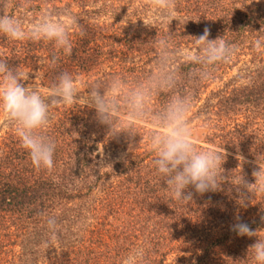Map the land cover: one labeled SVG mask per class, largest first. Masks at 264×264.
Here are the masks:
<instances>
[{"label":"trees","instance_id":"16d2710c","mask_svg":"<svg viewBox=\"0 0 264 264\" xmlns=\"http://www.w3.org/2000/svg\"><path fill=\"white\" fill-rule=\"evenodd\" d=\"M48 1L0 0V7L7 5L9 14L14 15L15 11L25 13L27 10L40 7L41 2L48 3ZM54 7L59 8V6ZM21 9H25V11ZM219 13L222 16L218 19H228L231 14L230 19L236 23L234 30H238V33L233 34L236 31L230 30L228 34L231 33L235 37L239 35L240 37L246 35L264 37V32H258L264 26L263 12L256 13L253 7L251 10L244 11L243 9L234 13L233 7L219 8L218 12L213 8L212 14ZM86 33L88 35L85 38L89 36L87 30ZM192 34L195 35V33ZM77 37L76 39L70 37L73 49L71 54H66L62 49H57L52 41H18L0 34V46L9 48V50H0V58L6 59L12 65L18 62L16 58H32L36 51L41 50L46 51L51 60L53 57L57 58L53 67L59 66L63 69L70 66L71 61L82 59L77 45L82 36L78 34ZM171 41L173 40L171 39ZM173 43L175 46L178 42ZM175 67L181 75L178 91L186 92L194 100H198L207 87L208 80L200 81L190 78L189 73L196 71L200 66L182 60L177 61ZM213 68L210 70L213 71ZM259 75H261L259 81L254 80L251 85L245 84L241 87L232 86L209 91L210 95L206 96L204 108L213 109L215 115H223L229 120L227 124L233 122V126L225 132L213 131L212 136L207 137L208 141L218 140L217 145L240 154L248 153L252 157H255L254 152H264V134L259 132L258 128H248L250 118L246 121L247 125L243 126L236 121L234 116L243 109L253 112L252 108H255L254 111L257 112L264 108V61ZM173 94L175 93L172 91L155 92L156 99L161 105L160 109L168 103ZM213 98L216 99L214 102H212ZM77 107L82 111L80 108L83 107ZM83 112L87 113L84 109ZM84 113L76 116L73 114L74 116H70L71 118L62 115L44 130L45 134L51 136L57 145L54 155L55 166L50 171L37 169L33 165L28 151L22 147L17 134L10 135L9 138L0 142V224L10 222L20 226L23 230L27 229L21 242L23 264H36L42 252L45 259L41 264L115 263L116 256L111 255L109 250L104 252L95 250L97 247L93 243L97 238L92 240L95 231L88 227L86 218L92 209L97 208L93 207L88 200L99 179L102 178V174L108 176L109 174L122 175V173L129 179L136 178L137 183L141 185L138 190L131 192L136 199L141 197L145 200L153 197L156 207L155 214L159 219L155 221L157 228L152 231L153 237L156 239L155 244L158 246L165 243L172 244L178 236V223L185 221L195 230L197 227L205 229V236L202 239L197 238L199 240L198 255L190 264H256L252 254H248V247L255 242L254 238L237 235L232 231L231 226L236 222V216L239 215L240 220L248 223L254 230L257 227L263 228L264 222L261 221V217L264 216V194L258 195L252 202L247 201V206L243 207L238 203L236 188L226 180L222 184V190L206 192L203 195L196 193L195 189L190 187L186 191L193 193L192 201L188 204L175 202L171 191L163 182V178L155 170L154 155L151 154L148 161L139 157L132 160L130 159L131 150L125 154L129 158L127 166H123L117 160L112 164V169L115 172L110 173L106 170L99 175L94 174L95 164L99 161L96 151L99 137H102L107 129L90 115H84ZM247 115L249 116L248 113ZM151 132L152 130L149 131V134ZM125 135L127 134L120 135V143L126 144L127 141L122 140ZM110 138L111 136H106L108 147L112 146L114 142ZM196 144L201 149H215ZM104 148L106 151V147ZM238 164L239 160L236 156L227 152L223 165L225 176L228 177ZM253 167V163H244L242 166V174L252 183L255 182L251 175ZM142 178L144 179L141 184ZM110 187L113 188L110 191L107 190L108 200L114 195L115 197L121 196V194L117 195L118 191L122 193L121 185ZM128 190L130 192L129 188ZM108 200L101 201L100 206L108 204ZM47 216L57 218L61 231L60 239L57 242L66 247L60 253L55 252L54 255L50 254L51 246L46 243L49 235ZM160 219H165V221ZM159 222L170 224V228L165 226L166 224L160 225ZM222 222L226 223L227 227L218 234H212L211 227ZM79 231L80 234H78ZM100 234L101 230L97 229L95 235L99 237ZM180 244L181 242L178 245ZM181 249H183L182 246ZM195 250L197 251V248ZM101 260L105 261L101 262ZM107 260L109 261L106 262ZM157 264H165V262L163 259H159Z\"/></svg>","mask_w":264,"mask_h":264},{"label":"rangeland","instance_id":"374dc122","mask_svg":"<svg viewBox=\"0 0 264 264\" xmlns=\"http://www.w3.org/2000/svg\"><path fill=\"white\" fill-rule=\"evenodd\" d=\"M54 6H59V8ZM225 7H233V13L243 9L244 11L251 10L252 7L256 13H264V0H175V12L181 19V24L177 20H173L171 24L164 22L162 13L151 5L150 0H49L48 3L41 2L40 7L27 10L25 13L15 11L14 16L27 25L39 19L42 13L47 10L70 13V16L79 22V26L71 29V38L76 39L78 34L81 35V31L84 33L77 43L78 52L82 59L73 60L70 62V66L61 69L59 66L53 67L51 58L46 51L39 50L35 52L32 58H16L18 62L12 66L20 64L30 74L29 79H35V83L42 89H46L61 71H68L73 74L81 95H87L89 85L92 82L98 79H108L113 75H119L122 80L126 81V87H133L138 82L145 80L156 69L155 39L157 34L159 37L170 36L173 40L171 41L173 49L191 50L194 48L191 36L202 34L207 27L210 29V39L223 36L235 46L236 54L231 63L218 64L213 68V76L208 79L207 87L201 93L200 98L194 100L193 110L189 114L192 118L194 131L193 140L203 146L218 150L225 149L226 152L232 153L234 156L243 155L247 161H254L255 157L248 155V153L240 154L217 145L218 140L215 142L207 140V137L212 136L213 131L225 132L233 126V122L227 124L229 120L223 115H215L213 109L204 108L206 96L210 95L209 91L217 88L251 85L254 80L258 82L259 76H261L259 70L264 61V52L258 53L253 47V42L258 37L254 35L235 37L231 33L228 34L236 26L234 20L230 19L231 14H228V19H218L222 16L220 13L212 14L213 8L218 12L219 8ZM21 10L25 11V9ZM127 15V21L122 22ZM142 19L152 20L156 27H145ZM86 30L89 32V36L85 38L88 35ZM234 31L236 32L233 34L238 33V30ZM173 42L178 43L174 46ZM0 50H9V48L0 46ZM177 61H182V59L177 58L176 63ZM215 100L213 98L212 102ZM77 106L83 107V105H60L54 108L50 125L62 115L68 116V118L74 116L73 114L75 116L81 115L84 113L83 109L87 111L84 115H90L91 118L95 119L94 109L83 107L80 108L82 109L80 111ZM149 107L152 111L161 108L155 93L151 97ZM254 109L252 108L253 112L243 109L234 116L236 121L243 126L247 125L246 121L250 118L248 128H258L259 132L264 134V108L257 110V112ZM120 119L127 125L129 117L126 111L121 112ZM135 126L144 137L141 143L142 137L139 134L132 139L125 135L122 140L127 141L126 144L120 143V136L111 137L110 139L114 142L109 147L106 143L107 130L103 136L101 135L102 137H99V145L96 151L99 155V161L107 165L102 170L103 172L106 170L110 173L115 172L112 169V164L117 160L123 166H127L129 158L125 154L129 150L132 152L130 155L132 160L139 157L148 161L151 154L154 155L149 142L151 135L149 131L153 130L155 125L149 120H142L135 121ZM13 134H16L15 125L0 111V142ZM104 147H106V151ZM100 153H103V157ZM238 165H240V161ZM95 170L94 174H101L98 166ZM136 180V178L129 179L123 173L122 175L109 174L108 176L102 174V178L99 179L98 184L89 195L88 201L93 207H97L92 209L86 218L88 227L95 231L92 240L97 238L93 243L97 247L95 250L101 252L109 250L111 255L116 256L113 264H121L127 253L138 247L145 249L147 257L145 264H157L159 259H163L165 264H190L198 255V239L205 236V229L197 227L195 230L187 222L180 221L177 225L178 236L172 244L165 243L161 246L155 244L156 239L153 237L152 231L157 228L155 221L159 219L155 214L154 200L153 197L145 200L141 197L138 199L134 197L131 192L141 187ZM112 185H121L122 193L118 191L117 195L121 194V196L115 197L114 195L108 200L106 197L107 190L110 191L113 188L110 187ZM106 199L108 204L100 206ZM76 201L78 200L76 199ZM160 220L165 221V219ZM159 223L170 226L168 223ZM226 227L227 224L222 222L211 227L210 232L218 234ZM97 229L101 230L99 237L95 235ZM26 230L10 222L0 224V264H23L21 242ZM86 236L89 235L86 234ZM179 242H181L180 245H178ZM65 248L56 242L54 246H51L50 254L60 253ZM44 259L42 252L36 264L44 263L42 262ZM104 261L101 260V262Z\"/></svg>","mask_w":264,"mask_h":264},{"label":"clouds","instance_id":"9594fccd","mask_svg":"<svg viewBox=\"0 0 264 264\" xmlns=\"http://www.w3.org/2000/svg\"><path fill=\"white\" fill-rule=\"evenodd\" d=\"M151 5L160 10L164 22L172 23L181 19L175 12V0H150ZM65 17H68L67 19ZM128 15L122 22L127 21ZM144 26L156 27L150 19H142ZM79 22L68 12L47 10L39 19L25 25L14 15L9 14L7 5L0 7V34L12 40H47L54 42L57 49L71 54L73 45L71 29ZM258 32H264V26ZM84 35L83 31L80 33ZM207 27L198 36H191L194 48L191 50L173 49L171 37L166 35L155 39L156 69L143 81L133 87H126V81L119 75L108 79H98L89 85L87 95H81L76 78L68 71L59 72L51 84L42 89L29 79V73L19 64L12 66L0 58V111L15 125L20 143L29 153L37 169L52 170L55 166V140L45 134L53 119L52 110L60 105H83L95 110V120L106 127L107 135L112 138L126 133L130 138L139 134L135 121L149 120L155 128L149 137L154 152L153 165L156 172L171 191L175 202L188 204L193 193L186 191L194 188L196 193L222 190V184L228 180L236 188L238 203L246 207L247 201H253L264 194V152H254L255 160L247 161L243 155H237L240 165L233 169L228 177L223 167L227 152L225 149H201L194 143V131L190 113L194 107V98L188 93L178 91L181 75L175 67L177 58L184 62L200 66L189 73V77L205 81L213 76L211 68L218 64L231 63L236 54L235 46L218 36L210 39ZM256 52H264V38L253 42ZM57 62L53 57L52 64ZM172 91L168 103L158 111L149 107L153 94L157 91ZM122 111L129 117L127 125L120 119ZM103 157V153H100ZM244 163H253L252 177L249 182L243 172ZM100 173L105 165L98 161ZM235 181V182H234ZM264 222V216L261 217ZM49 230L46 243L54 246L60 239L61 231L55 216H47ZM232 231L255 242L248 247L256 264H264V228L255 230L242 222L239 215L231 226ZM146 253L143 247L130 250L121 264H145Z\"/></svg>","mask_w":264,"mask_h":264}]
</instances>
